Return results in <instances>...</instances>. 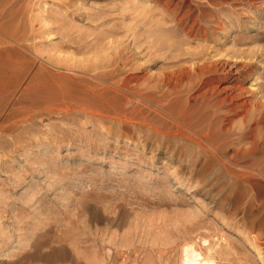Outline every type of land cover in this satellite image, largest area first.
I'll return each instance as SVG.
<instances>
[{
	"label": "rangeland",
	"instance_id": "rangeland-1",
	"mask_svg": "<svg viewBox=\"0 0 264 264\" xmlns=\"http://www.w3.org/2000/svg\"><path fill=\"white\" fill-rule=\"evenodd\" d=\"M189 246L264 264V0H0V264Z\"/></svg>",
	"mask_w": 264,
	"mask_h": 264
},
{
	"label": "bare ground",
	"instance_id": "bare-ground-1",
	"mask_svg": "<svg viewBox=\"0 0 264 264\" xmlns=\"http://www.w3.org/2000/svg\"><path fill=\"white\" fill-rule=\"evenodd\" d=\"M183 256L185 257L184 260L187 262V264H216L213 260H210V258H200V254L196 251L193 246L187 247Z\"/></svg>",
	"mask_w": 264,
	"mask_h": 264
}]
</instances>
